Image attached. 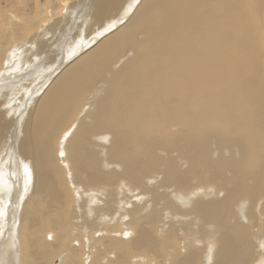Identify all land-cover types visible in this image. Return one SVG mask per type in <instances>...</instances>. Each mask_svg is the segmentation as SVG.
Segmentation results:
<instances>
[{
    "label": "bare ground",
    "instance_id": "obj_1",
    "mask_svg": "<svg viewBox=\"0 0 264 264\" xmlns=\"http://www.w3.org/2000/svg\"><path fill=\"white\" fill-rule=\"evenodd\" d=\"M82 8L83 16L63 15L72 19L63 38L73 30L80 40L72 52L103 28L117 30L45 88L72 57L48 62L51 72L34 79L47 45L62 50L49 39L58 22L31 28L23 19L1 37L0 70L17 38L28 51L5 68L13 75L0 74L8 241L0 264H80L71 244L79 227L104 234L88 264L113 241L119 253L107 264H264V0H88ZM99 82L104 94L81 112L83 93Z\"/></svg>",
    "mask_w": 264,
    "mask_h": 264
},
{
    "label": "rangeland",
    "instance_id": "obj_2",
    "mask_svg": "<svg viewBox=\"0 0 264 264\" xmlns=\"http://www.w3.org/2000/svg\"><path fill=\"white\" fill-rule=\"evenodd\" d=\"M79 1L80 0H68L66 3H64V0H0V32H1V34H0V45L3 44V42H4V40L1 39V37L2 36H6L5 33L11 30V26L9 27V24H11L12 22L13 23L15 22L14 25H13L14 28H15V32H16L17 27L19 26V24L21 23V21L23 19H25V20L28 21V23L30 24L31 28H33V25H39V21H41V24L44 23V25H45V23H46L45 21L46 20H50V18H51V20L49 21L50 24H48V25H52L51 24L52 22H58V24L60 26V28L58 29V31H56L57 33L54 34V36H50L49 39L51 40V44H53L54 46L60 45V48L62 50L61 51H58L57 50L58 51L57 53L59 55H60V53H62L64 51V43L66 44V47H68V48H67L66 52L63 53V57H62V56H59L55 52V50L48 44L47 46L49 48V52H48L47 58L45 59V52H44V53H42L39 56V59L41 61H38V64L36 66H35L36 63H33V65L35 66L33 68V71L35 70V74H37L34 79L36 81H40V80L43 79V73H42L43 71L51 72L50 66H49V63L48 62H50L52 64H53V62H57L58 63L62 59L64 60V56L65 55L72 54V57H70V60H67L66 62H64L63 64H61L62 66L60 65L59 69H57L54 73H52L53 75H51L50 80H46L44 82L45 84H43L42 88H45V87L49 86L53 82V79L54 78H57V75H59L63 71V69L67 68L68 66H70L74 62L82 59V57L79 58V56H82V54L84 52H87L92 47H95L98 44V42H100L99 41L100 39L105 38L107 35L111 34L115 30H117V28L115 29L114 26H112V28H107V29L106 28L105 29L103 28V30H101L102 28H100L99 30H101V31H100L99 36L95 40H93V42L90 45L86 46L84 49H82V48L79 49L77 53H75L76 51L75 52H72L73 48L79 43L80 40H79V38L77 36L74 38V41L72 40L73 38L70 35L73 34V30H72V32H70V34L67 35V38H65V39L63 38L65 29H67V27H69L68 24H70V23L72 24V19L64 18V17H65L66 14H68V12H69L68 10L70 8H72V11H73V12L72 11H70V12H72V13L77 12L79 16H83V14L86 11L84 12L82 10L83 9L82 7L87 4L88 0H81V2L83 3L82 5L78 3ZM77 5H78V7H77ZM74 7H75V9H74ZM135 7H131V9L129 10L130 13L134 10ZM81 12H84V13L80 14ZM63 15H64V17H63ZM41 19H44L45 21L44 20H41ZM111 21L113 22L114 20H111ZM111 21H109V23H111ZM71 24H70V26H71ZM78 24H79V22H77V25ZM43 28H45V27H43ZM43 28L38 26V31L40 32L41 30H43ZM96 28H97V26L94 27V29H96ZM119 28H120V26L118 27V29ZM36 31H37V29H33V32L34 33L33 34H30L28 36V39H32L35 35H37ZM62 32H63V35H62ZM93 33H94V30L92 31L91 35H93ZM85 36L86 35H83L82 34V38H85ZM77 38H78V40H77ZM44 39H45V37H44ZM26 41L25 40H19L17 38L16 41H14V43L11 45L12 46L11 48L14 47L13 49L17 53L13 54L12 53L13 50L12 51H10V50H7L6 51V55H5V58L3 60V65L1 66L3 70L2 69L0 70V74H2L3 71H4V74L6 73V75H13V72H11V71H9V69H5V68L6 67L7 68L8 67L10 68V66L13 67V64L15 62H18L19 61L20 55L22 56L24 53H26L28 51L27 49H26V51L24 50L26 48V45H24ZM71 42H72V44H71ZM1 49L2 50H5L6 48L5 47H2ZM75 58H76V60H75ZM77 58H79V59H77ZM124 61H125V59L123 58L122 59V62H124ZM263 65H264V63H263ZM53 66H54V64H53ZM117 70H114L113 72H116ZM30 74L31 73L29 72V75ZM26 77L28 78L27 75H26ZM44 77L46 78L47 76L44 75ZM9 82H11V81H9ZM24 82H25V80H23L20 84L19 83L16 84L15 81H14L12 86L21 85V84H24ZM94 89H97V91L95 92ZM103 94H104V90L102 89V84L100 82L97 83L96 85H94L89 90H86L83 93L82 101L80 103V109H82L81 112L83 110H86V108L90 105V103L92 102V99H93L94 95H96V96H102ZM18 105L21 106V102L18 103ZM78 115H80V113ZM61 119L63 121H65L64 114H62ZM72 128H70L69 130H67L65 132V134H63V136H61L59 138L60 140L58 139L57 144H56V146H58V148L59 147H62V144L61 143L63 142V140H66L67 139V135L69 133L71 134L70 131H72ZM109 131H110V136L109 137H106V132L104 134L100 135V137H102V138L105 139V146H104V150H103L104 152H107V150L110 148L111 141L114 138L113 132L111 130H109ZM61 140H62V142H61ZM57 156L59 157V158L57 157L58 159H61L62 158V157H60L61 155H60L59 152H58V155ZM100 157L102 158V156H100ZM62 169L64 171V164H62ZM65 179H66V182H67L68 179H70L69 175L68 176L65 175ZM69 189H70V194L73 197V206H74V209H76V206L80 203V201H78V197L79 196L78 195H73L70 187H69ZM29 193L30 192H27V196H29ZM89 194H90V196L93 195V194L91 195V193H89ZM93 197H95V195H93ZM145 212H146V208L144 210H142L140 212V214H143ZM115 213H114V215H115ZM91 217H89V220L92 221L93 220V215L92 214H91ZM84 219L86 220L87 218H84ZM125 219H124V222L126 220H128V218L126 220ZM0 223H1L0 224V244H1L0 247H2V249L0 248V252H1V250L2 251H5L3 248H5L7 246V242L8 241L5 239V236H6V231H5V227H4V224L5 223L3 222V220H1ZM106 225L107 226H109V225L111 226L112 225L111 221H108V223L103 224L102 225L103 227L101 226L102 227V230L104 229V227H106ZM101 227H100V229H101ZM79 229L81 230V235H79V237H81V238L80 239L78 238L79 239L78 242L80 241L81 243L80 242L79 243L77 242V244H76V241H74L71 244L73 245V247L75 245L74 248L75 249L77 248L78 251L81 254L80 255V259H81V263L80 264H88L90 262L89 260H91V258L93 257L92 255H95L96 254L95 251H96V248H97V244H99V242H97V241L98 240H101V242H102V241L105 240L104 238H101V237H104V234H103V232H100L99 231V228H98L97 231L94 230V232L90 236H88V231L86 230L87 228H81V227H79ZM89 237H90V239H89ZM48 238H50V237H48ZM119 238H122V237H119ZM94 241L97 244H95ZM113 242L115 243V248L113 250H110L106 256H103L102 257V259L100 258V260H98L99 262L97 264H107L110 260H113V255L114 256H117L118 255L119 250H118L117 247H119V243L117 241H113ZM93 245L94 246L96 245V247H94ZM80 249L82 251H80ZM63 255H64V253H60L58 255V257H56V259L57 260L58 259L59 260H62L63 259ZM54 261H55V258H54ZM54 261H51L52 262L51 264H53ZM130 264H140V261L138 260L137 262L135 261V262L130 263ZM151 264H154V263H151Z\"/></svg>",
    "mask_w": 264,
    "mask_h": 264
}]
</instances>
